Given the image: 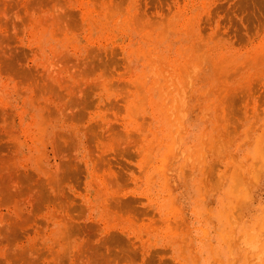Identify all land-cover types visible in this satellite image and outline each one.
Returning <instances> with one entry per match:
<instances>
[{
    "label": "rangeland",
    "instance_id": "1",
    "mask_svg": "<svg viewBox=\"0 0 264 264\" xmlns=\"http://www.w3.org/2000/svg\"><path fill=\"white\" fill-rule=\"evenodd\" d=\"M263 250L264 0H0V264Z\"/></svg>",
    "mask_w": 264,
    "mask_h": 264
},
{
    "label": "bare ground",
    "instance_id": "2",
    "mask_svg": "<svg viewBox=\"0 0 264 264\" xmlns=\"http://www.w3.org/2000/svg\"><path fill=\"white\" fill-rule=\"evenodd\" d=\"M245 237H246V236H245ZM245 237H244V240H246ZM252 247H253V246H252ZM263 251H264V250H263ZM258 257H260V256H258ZM245 258H246V257H245Z\"/></svg>",
    "mask_w": 264,
    "mask_h": 264
}]
</instances>
